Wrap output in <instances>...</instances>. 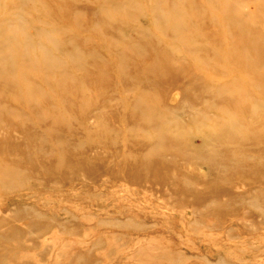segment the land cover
<instances>
[{
  "label": "rangeland",
  "instance_id": "rangeland-1",
  "mask_svg": "<svg viewBox=\"0 0 264 264\" xmlns=\"http://www.w3.org/2000/svg\"><path fill=\"white\" fill-rule=\"evenodd\" d=\"M0 234V264L263 263L264 0H0Z\"/></svg>",
  "mask_w": 264,
  "mask_h": 264
},
{
  "label": "bare ground",
  "instance_id": "bare-ground-1",
  "mask_svg": "<svg viewBox=\"0 0 264 264\" xmlns=\"http://www.w3.org/2000/svg\"><path fill=\"white\" fill-rule=\"evenodd\" d=\"M11 56H12V55H11ZM4 57H5V55H4ZM5 58H6V57H5ZM12 60H13V59H12ZM8 61L11 62L9 59H8ZM182 108H183V107H182ZM221 157H222V156H221ZM215 158H216V157H215ZM0 235H1V234H0ZM0 238H1V237H0ZM76 258H77V257H76ZM79 258H80V257H79ZM79 260H80V259H79ZM76 261L78 262V260H76ZM259 261H260V260H259ZM173 262H174V264L178 263L177 260H176V261H173ZM173 262H172V263H173ZM159 263H160V262H159ZM159 263H158V264H159ZM260 263H261V262H260ZM152 264H153V263H152ZM156 264H157V263H156ZM261 264H264V262L261 263Z\"/></svg>",
  "mask_w": 264,
  "mask_h": 264
}]
</instances>
